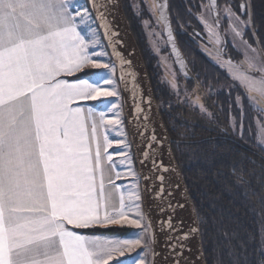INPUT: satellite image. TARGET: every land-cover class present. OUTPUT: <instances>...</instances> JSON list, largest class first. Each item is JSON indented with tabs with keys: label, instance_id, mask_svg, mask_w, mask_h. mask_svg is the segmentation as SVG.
I'll return each instance as SVG.
<instances>
[{
	"label": "snow or ice",
	"instance_id": "obj_1",
	"mask_svg": "<svg viewBox=\"0 0 264 264\" xmlns=\"http://www.w3.org/2000/svg\"><path fill=\"white\" fill-rule=\"evenodd\" d=\"M109 6L110 0H0V264H109L115 253L122 256L142 243L140 238L89 237L73 230L124 223L141 228L145 219L139 214L135 191L129 195V204L122 197L119 207L105 195L98 131L121 121L106 119L104 110L92 106L70 107L78 100L119 98L111 75L119 53L112 39ZM149 8L159 13L158 21L167 23L166 5L153 0ZM214 8L211 5L208 10ZM240 8L248 13L247 22L231 7L225 12L236 25L235 36L241 37L246 71L262 75L255 79L238 72L235 78L250 93H258L264 111V53L259 41L252 47L242 39L251 13L247 0ZM85 29L91 38L81 34ZM101 29L111 55L99 38ZM216 43L220 44L219 39ZM85 67L104 70L107 78L102 85L87 79L74 84L56 79ZM107 104L106 111L118 117L119 103L108 100ZM92 143L96 144L94 159ZM110 145L104 136L105 152ZM128 167L126 174L135 176L130 159ZM97 173L101 174L99 189ZM116 175L120 178V173ZM129 206L137 209L136 219L128 218ZM197 231L190 229V233ZM187 238L185 234L181 239ZM260 255L264 256V250Z\"/></svg>",
	"mask_w": 264,
	"mask_h": 264
},
{
	"label": "trees",
	"instance_id": "obj_2",
	"mask_svg": "<svg viewBox=\"0 0 264 264\" xmlns=\"http://www.w3.org/2000/svg\"><path fill=\"white\" fill-rule=\"evenodd\" d=\"M242 1L218 0V7L230 6L247 22V13H241ZM121 2L143 56L162 121L172 139V153L196 211L206 263L254 264L257 261L255 264H261L264 260L260 255L264 250V149L257 138L258 111L242 89L231 86L226 72L187 35L190 31H182L183 37H178L174 31L180 50L195 74V83L205 93V106L210 115L184 110L176 100V93L162 81L156 56L145 42L144 27L139 21L148 17L146 10L134 14L130 0ZM206 4L207 0H168L173 29L189 27L194 12ZM249 4L253 29L264 53V0H249ZM220 25L223 28V23ZM244 36L255 47L248 28ZM95 71L88 67L66 78L77 81ZM122 119L125 124L123 116ZM125 134L122 141L127 142L133 156L127 132ZM112 137L118 138L116 134ZM75 230L125 234L131 227L94 226Z\"/></svg>",
	"mask_w": 264,
	"mask_h": 264
},
{
	"label": "water",
	"instance_id": "obj_3",
	"mask_svg": "<svg viewBox=\"0 0 264 264\" xmlns=\"http://www.w3.org/2000/svg\"><path fill=\"white\" fill-rule=\"evenodd\" d=\"M208 2L210 6L215 5L212 11L216 16L217 0H208ZM242 3H245V0L240 3V6ZM247 3L250 8L249 0ZM159 4L166 5L167 23L162 21L161 23L171 58L181 76L193 78L194 75L174 35L168 0H159ZM108 12L110 28L114 33L112 39L116 42L115 47L119 53V58L115 61V69L123 117L139 177L141 206L148 223L149 241L152 247L150 264H177V257H179V264H207L196 211L172 153V139L162 121L143 56L128 25L121 0H110ZM247 18L249 20L248 13ZM250 20L248 29L257 47L258 40L256 35H253L255 32L252 16ZM99 31L107 52L111 55L103 30ZM169 32H171L172 41H169ZM259 49L263 53L260 44ZM121 59L127 63L122 65ZM153 161H155V167ZM161 176L164 178L163 182L160 180ZM193 227L198 231L190 233ZM185 234H188V238L181 239ZM181 244L183 245L182 254Z\"/></svg>",
	"mask_w": 264,
	"mask_h": 264
},
{
	"label": "rangeland",
	"instance_id": "obj_4",
	"mask_svg": "<svg viewBox=\"0 0 264 264\" xmlns=\"http://www.w3.org/2000/svg\"><path fill=\"white\" fill-rule=\"evenodd\" d=\"M143 3L144 8L146 10V13L148 14V17H143L141 20L142 27H144L145 31V38L147 40V44L154 56H156V62L157 65L161 71V76H162V81L167 83L169 90H172L173 92L176 93V100L179 102V104L184 106V110L187 112H195L197 114H206V116H209V109H207V106H205V93L197 86H193V84L190 82L189 85H184L181 81V83L176 81V71L174 69V63L171 58V55L169 51H167V46L165 39L162 35L161 31V26L160 23L157 19V16L153 14L150 11L149 5L153 2L152 0ZM146 4V5H145ZM229 8L225 5L221 6L219 9V18L220 22L223 23V28H219L218 26L216 27L217 22L215 21V26H214V18L212 16L211 11H209V4L205 5L199 16L200 18L203 17L205 21H207V25L211 26V30L205 25V23L202 24L205 27L204 31L198 32V35L201 36L199 45L201 51L208 57L210 58L211 61H213L215 64H217L221 69H223L226 74L231 78L232 84L231 86H238L242 89V92L247 96L250 104L258 111L257 115V122H256V128H257V138H258V143L260 146L264 149V111L260 110V105L258 104V101L260 100V97L258 93H250L248 88L241 83L240 80L236 79L235 76L236 74L243 73L244 75H251L255 79H259L260 76L262 75L261 73L258 72H248L246 71V65L243 64V61L245 59V53H244V48L243 45L240 43L241 37H236L235 33L233 32V27L236 25L229 20L225 9ZM142 8L138 10L139 14L142 13L141 11ZM233 10V9H232ZM236 16L240 18V20L245 21V18L242 17L240 14H238L235 10H233ZM218 25V24H217ZM83 27V26H82ZM82 35H85L87 38L90 37V33L85 29L81 33ZM99 35V32H98ZM99 38L101 40V37L99 35ZM219 39L220 44L218 45L216 43V40ZM242 39L246 41L249 45V41L245 38L244 33ZM103 43V41L101 40ZM252 46V45H251ZM253 47V46H252ZM99 51V49H96ZM106 50V49H105ZM225 50L227 56L223 55L221 51ZM107 51V50H106ZM232 58V59H230ZM231 65V66H230ZM88 67L82 68L80 71H83L84 69H87ZM90 68V67H89ZM78 72H73L72 74H67V73H62V74H67V75H73ZM61 74V75H62ZM112 78L114 79V87L119 91V98L117 100L116 97H110V98H98V100H95L94 102H87L83 101L80 102L77 106H82L85 109L87 107L92 106L96 111L97 108H101V110H104L106 112V119H117L114 114L108 113L106 111V108L108 107L107 101L111 100L113 102H118L120 105L119 108V116L118 119L121 121L120 124H105L103 127V133L102 137L107 136L109 141L111 142V145L109 146L110 148V155L111 160L108 159L106 152L103 151L100 153V155L104 158H107L110 162L108 161H103L106 163H110L109 166L112 167L113 171L117 174L120 173L122 176L125 177H131V179H127L125 181H122L120 183L112 182V185L109 184V194L106 195L110 197L111 202L116 205V207H119L120 205V200L123 197L126 205L129 204V195L133 191L138 193L139 195V200L136 201V203L139 204V214L143 215L142 207H141V191H140V182H139V177L138 173L136 170L135 162L133 159V156L129 150V146L127 142L122 143V140L120 139L122 136V132L124 133V137L126 138V130H125V124L123 123V112H122V104H121V94L119 90V84L118 81L116 80V69L115 72L111 74ZM107 78L105 75L104 70H96L95 72H92L85 78L81 80H90V82L93 83H98L102 85L103 79ZM57 80H60L59 77H56ZM78 81H74L72 84L77 83ZM173 83L175 84V87H173ZM198 101V102H197ZM197 102V103H194ZM201 105L203 106V111L201 110ZM187 106V108H185ZM260 118H259V117ZM90 124V123H89ZM116 125L118 126L117 128L119 129L118 132H116ZM91 135L90 133H88ZM118 136L117 140L113 139L112 136ZM121 140V141H120ZM102 146H103V140H102ZM94 148V147H91ZM104 149V146H103ZM92 157L96 154V149L95 151L92 152ZM127 157V159H126ZM130 159L131 161V171L135 173V176L127 175L126 173L129 170L128 167V160ZM123 162V163H122ZM105 164V163H104ZM101 167H105L101 165ZM98 174V173H97ZM104 181V179H103ZM97 183V182H96ZM99 184L97 183V189H99ZM126 212L128 213V218L129 219H136L138 216L137 209L135 207H126ZM144 216V215H143ZM145 219L143 220V227L142 228H136L134 225H130L127 223H124L123 225H110V227H131V230H129V234L122 235V234H108V233H99L96 234L95 236L99 237H106V238H118V239H136L140 238L142 240V243L140 246H137L130 251L133 252V256H135L134 259L137 258V256L141 253H143V261L146 264H149V254L150 251L152 250L151 245L149 244V234L147 227L145 225ZM145 225V226H144ZM94 227V226H93ZM92 228V227H91ZM126 252V251H125ZM124 252V253H125ZM145 256V259H144ZM115 257V254L113 258ZM129 258V257H128Z\"/></svg>",
	"mask_w": 264,
	"mask_h": 264
},
{
	"label": "crops",
	"instance_id": "obj_5",
	"mask_svg": "<svg viewBox=\"0 0 264 264\" xmlns=\"http://www.w3.org/2000/svg\"><path fill=\"white\" fill-rule=\"evenodd\" d=\"M66 76H67V74L65 75V74H62V75H60V76H58L59 78H60V80H64V81H66L68 84H72L74 81H76V80H69V79H67L66 78ZM77 81H79V80H77ZM83 101H85V100H78V101H74L71 105H70V107H77V105L80 103V102H83ZM91 101H93V100H91ZM87 102H90V101H87ZM97 110L98 111H101V108H97ZM113 115V114H112ZM117 119H118V117H117ZM118 126L116 125V132H118L119 131V129L117 128ZM103 129H104V127H103ZM103 129L102 130H100V131H98V138H99V143H100V145H101V148H100V153L101 152H103V151H105V149H103V146H102V140H103V137H102V133H103ZM91 131H92V129H91V124H89L88 125V133H90L91 134ZM122 133V137H121V140H124V133H123V131H121ZM90 136V135H89ZM122 143H124V145H125V141H122ZM91 147H94V148H91V152H93V151H95V149H96V144L95 143H92L91 144ZM93 154V153H92ZM105 154H107V156L106 157H109V155H110V148L108 147L107 148V150H106V153ZM96 155V154H95ZM95 155H94V157H93V159L95 158ZM102 157V156H101ZM103 161H108V162H110L107 158H104V157H102V166H104L105 165V167H102V170H103V179H104V186H105V195H108L109 194V184L110 185H112V183H109V177H111V181L112 182H116V183H120V182H122V181H125V180H127V179H131V177H125V176H122L121 174H120V178H117V175H116V173L113 171V169H112V167L111 166H109V164L110 163H106V162H103ZM105 163V164H104ZM100 180H101V174L100 173H98L97 174V177H96V182L97 183H100ZM112 225H116V224H112ZM145 225H146V227H147V230H148V223H147V221H145ZM144 225V226H145ZM96 226H98V227H101V228H105V227H110V225H107V226H100V225H96ZM117 226V225H116ZM72 226L71 225H69V228H71ZM91 228V227H90ZM142 229H144V227L142 226L141 227ZM74 231H76L77 233H79V234H82V235H85V236H89V237H91V236H95L96 234H91V233H87V232H84V233H82V232H79V231H77V230H75V229H73ZM130 232V231H129ZM129 232H125V234H122V235H126V234H129ZM112 234H115V233H112ZM149 244H150V241H149ZM143 253H141V254H139L138 256H137V258L136 259H134L135 258V256H133V252L132 251H126L125 253H124V255H120L119 253H115V257L112 259V260H110L109 261V264H146V263H144L143 261H141V259H143ZM129 257V258H128ZM150 257H151V251H150V254H149V260H150ZM144 259H145V256H144ZM149 264H150V261H149Z\"/></svg>",
	"mask_w": 264,
	"mask_h": 264
},
{
	"label": "flooded vegetation",
	"instance_id": "obj_6",
	"mask_svg": "<svg viewBox=\"0 0 264 264\" xmlns=\"http://www.w3.org/2000/svg\"><path fill=\"white\" fill-rule=\"evenodd\" d=\"M148 1H150V0H148ZM153 1V0H152ZM142 2L144 3H146L147 1L146 0H130V3H129V5L131 6V11H133V13L135 14V13H137L138 12V10L140 9V8H142L141 9V11L143 12V11H145V8H144V5H142ZM155 2L157 3V4H159V0H155ZM209 4V2H208V0H207V4L206 5H208ZM146 5V4H145ZM205 6V5H204ZM204 6H202L201 7V10H202V8L204 7ZM210 6V5H209ZM217 7H218V0H217ZM227 7H230V6H227ZM201 10L200 11H197V12H194V19H192L191 21H190V25H189V27H183V28H181V29H178V28H176V29H173V31H177V34H178V37H183L184 36V33L182 32V31H190V32H188L187 33V35L193 40V41H195L198 45H199V41H200V39L199 38H201V36H199L198 35V32H202V31H204V26H203V24H202V22H201V19H200V16H199V14H200V12H201ZM219 7H218V11H217V13H216V16H214V14H213V11H211V13H212V16H213V18H214V26H215V21L217 22V24H216V27L218 26L220 29L222 28L221 27V25H220V18H219ZM155 15L156 16H158L159 15V13L157 12V13H155ZM139 22H141V21H139ZM159 23H160V26H161V31H162V35H163V27H162V23H161V21H159ZM173 28V27H172ZM136 31V30H135ZM142 31H146L145 29H142ZM174 35H175V32H174ZM164 37V36H163ZM175 37H176V35H175ZM176 40H177V38H176ZM145 42L147 43V40H145ZM178 42V41H177ZM167 46V45H166ZM199 47H200V45H199ZM167 49H168V47H167ZM169 51V50H168ZM222 52V54L223 55H225V56H227V54H226V51L225 50H223V51H221ZM170 53V52H169ZM230 59H232V58H230ZM174 63V62H173ZM188 63V62H187ZM188 66H189V68H190V70H191V66L188 64ZM174 69H175V71H176V81L177 80H179V82L181 81L184 85H189V83L191 82L192 84H193V86H195L196 85V83H195V74H194V72L191 70V72H192V74L194 75L193 76V78H184L183 76H181L180 75V73L178 72V70H177V68H176V66H175V64H174ZM180 82V83H181ZM177 83H178V81H177ZM199 87V86H198ZM255 255H257V254H255ZM264 261V260H263ZM255 263H257V261H254V264Z\"/></svg>",
	"mask_w": 264,
	"mask_h": 264
}]
</instances>
